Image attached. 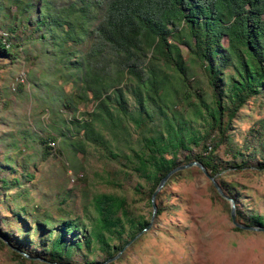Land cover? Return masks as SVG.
Returning <instances> with one entry per match:
<instances>
[{
  "label": "trees",
  "instance_id": "trees-1",
  "mask_svg": "<svg viewBox=\"0 0 264 264\" xmlns=\"http://www.w3.org/2000/svg\"><path fill=\"white\" fill-rule=\"evenodd\" d=\"M20 59L40 69L41 82L32 84H48L55 96L62 115L58 138L66 143L81 128L82 138L122 166L120 172L140 180L135 194L150 206L169 170L196 162L235 201L238 223L264 226V214L246 215L234 187L217 178L224 170L264 171V120L240 146L231 129L240 108L264 96V0H0V61ZM196 67L205 85L194 82ZM83 103L91 110L73 116ZM53 134L40 135L42 154H51ZM220 148L228 159L216 152ZM5 162L0 191L21 185L4 177L13 167ZM210 188L213 199L229 207ZM92 204L89 227L47 216L28 224L21 208L2 220L11 229L0 233V242L23 261L78 264L76 257L96 250L107 261L149 225L150 219L130 214L124 197L95 195ZM156 206L160 215L164 208Z\"/></svg>",
  "mask_w": 264,
  "mask_h": 264
},
{
  "label": "rangeland",
  "instance_id": "rangeland-1",
  "mask_svg": "<svg viewBox=\"0 0 264 264\" xmlns=\"http://www.w3.org/2000/svg\"><path fill=\"white\" fill-rule=\"evenodd\" d=\"M181 49L186 56V49ZM28 63L22 59L14 63L0 61V163H12L15 167L4 177L12 182L18 178L21 184L0 191V233L11 229L2 220L13 219V213L21 208L29 217L28 224L34 223L35 216H47L55 222L77 219L89 227L86 216H96L92 202L100 194L124 197L131 215L151 219L148 198L134 191L140 180L120 172L122 166L82 138L81 128L77 127L72 134L75 138L66 143L58 138L62 115L55 96L48 84H32L33 79L41 82L36 74L40 69ZM20 73L25 75V82L13 91L12 83ZM195 77L194 82L205 85L201 68L196 67ZM47 79L56 77L48 75ZM87 110H91V104H79L73 116L79 118ZM239 111L231 129L233 141L240 146L245 138L249 139L251 129L257 128L258 121L264 120V96L250 98ZM70 116L63 111V117ZM49 132L55 136L50 144L53 149L50 155L42 154L38 139ZM216 152L228 159L222 148ZM188 171L167 180L155 201L164 211L155 215L147 232L108 264H264V231L236 230L229 207L211 196L210 180L197 167ZM27 174L31 178H26ZM217 178L234 187L246 215L264 214V171L224 170ZM13 232L19 237L16 228ZM91 258L104 262L97 250L86 258L76 257L78 264ZM0 264L53 263L18 260L0 242Z\"/></svg>",
  "mask_w": 264,
  "mask_h": 264
},
{
  "label": "water",
  "instance_id": "water-1",
  "mask_svg": "<svg viewBox=\"0 0 264 264\" xmlns=\"http://www.w3.org/2000/svg\"><path fill=\"white\" fill-rule=\"evenodd\" d=\"M193 167H197L205 176L206 178H208L210 180V182L213 184V186L216 188L217 192L223 196L227 201H229V207H230V219H231V223L233 224V226L235 228H238L240 230H247V231H251V230H254V231H264V226H244L240 223L237 222L236 220V215H235V201L232 199V198H229L226 196V194L224 193V191L222 190V188L219 186L217 180L215 179L214 176H212L202 165L196 163V162H192V163H189V164H180L178 166H175L174 168H172L171 170H169L165 175L164 177L160 180V182L158 183L156 189L154 190L151 198H152V201H150L151 203V208H152V213H151V219H150V222H149V225L141 232H139L133 239L132 241L129 243L131 244L133 241H135L136 238H138L139 236H141L143 233L147 232L152 223H153V220L155 218V215H156V212H157V206H156V203L155 201L157 200V194L160 192V190L164 187L165 183L167 182V180L177 171H180V170H186V169H191ZM128 245V244H127ZM126 245V246H127ZM125 246V247H126ZM124 247V248H125ZM123 248V250H124ZM122 250V251H123ZM122 251L120 253H118L116 256H114L113 258L107 260V261H104L102 264H108L110 262H112L113 260H115L116 258H118L121 254H122ZM24 256L27 257L26 254H23Z\"/></svg>",
  "mask_w": 264,
  "mask_h": 264
},
{
  "label": "built area",
  "instance_id": "built-area-1",
  "mask_svg": "<svg viewBox=\"0 0 264 264\" xmlns=\"http://www.w3.org/2000/svg\"><path fill=\"white\" fill-rule=\"evenodd\" d=\"M25 80V75L23 73H20L18 74L15 78H14V81L12 83V89L14 90L15 87L18 85V84H22ZM79 176H81V174H79Z\"/></svg>",
  "mask_w": 264,
  "mask_h": 264
}]
</instances>
